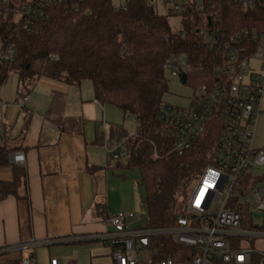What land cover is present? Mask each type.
<instances>
[{
  "label": "trees",
  "instance_id": "1",
  "mask_svg": "<svg viewBox=\"0 0 264 264\" xmlns=\"http://www.w3.org/2000/svg\"><path fill=\"white\" fill-rule=\"evenodd\" d=\"M24 1L19 0L21 5ZM221 6L229 31L252 28L264 16V3L243 7L223 0ZM19 11L12 0H0L1 50L14 46L11 61L0 57V87L13 72L17 75V98L25 97L31 88L28 81L36 74L32 63L39 59L45 60L41 73L48 77L70 85L90 80L96 101L116 106L136 121L133 134L111 124L108 136L122 140L125 149L124 164L116 161L115 167L139 172L145 225L174 224L184 213L191 186L212 162L218 128L216 121L210 120L189 149L181 155L175 152L174 130L159 119L168 88L163 63L169 56L184 55L187 68L178 78L193 91L205 80H213L208 65L212 52L199 44L194 27L201 19L196 14L186 15L185 36L180 37L169 24V16L144 0H129L124 9H116L113 0H67L43 7L41 16L32 13L26 24L16 16ZM12 149L0 145V165L8 162ZM24 178L23 168L13 166L12 180L0 181V200L15 194ZM153 242L162 244V252L176 251L169 236L156 237ZM19 260L6 264H19Z\"/></svg>",
  "mask_w": 264,
  "mask_h": 264
},
{
  "label": "built area",
  "instance_id": "2",
  "mask_svg": "<svg viewBox=\"0 0 264 264\" xmlns=\"http://www.w3.org/2000/svg\"><path fill=\"white\" fill-rule=\"evenodd\" d=\"M67 0H25L20 21L26 24L32 13ZM129 0H113L116 9H124ZM160 6L179 19L176 32L185 36L184 18L196 14L197 41L212 52L209 70L213 80H205L193 91L188 107L161 105L159 119L174 130L173 147L183 154L204 132L210 120L216 121L218 134L212 162L199 173L184 204V213L174 224L163 227L135 226L131 211H118L104 219L109 227L102 232L78 238L101 240L111 248L109 264H264V230L241 226L239 208L248 204L247 215L264 211V174H252L250 168H264V147L253 145L254 126L262 111L264 94V16L252 28L229 31L224 23L223 0H144ZM243 7L263 4L264 0H230ZM229 5V4H228ZM33 14V15H34ZM0 57L11 61L14 46L1 50ZM180 55L169 56L164 70L178 77L186 71ZM56 59V56L51 55ZM258 62V65H253ZM104 127V126H103ZM98 136L113 161L125 154L122 140L110 139L107 129ZM14 164L25 162L23 152L11 155ZM251 210V211H250ZM169 236L176 251L162 252L156 237ZM248 238H254V246ZM27 240L0 246V255L19 252L20 264H34L30 251L36 246L69 242ZM141 252H148L142 258ZM162 254L161 258H158ZM50 264H60L56 258Z\"/></svg>",
  "mask_w": 264,
  "mask_h": 264
},
{
  "label": "crops",
  "instance_id": "3",
  "mask_svg": "<svg viewBox=\"0 0 264 264\" xmlns=\"http://www.w3.org/2000/svg\"><path fill=\"white\" fill-rule=\"evenodd\" d=\"M15 76L0 87V145L13 148L8 162L0 165V181L12 180L13 166L19 165L11 161L15 152L25 156L19 165L25 178L15 194L0 200V246L74 238L50 244L63 246L46 251L48 264L56 258L51 254L55 250L67 264H81L77 249L70 245L96 241L78 238L109 229L104 222L107 216L137 207L135 182L126 169L109 163L98 139L101 126L109 125L104 118L111 108L96 101L92 86L70 85L41 71L32 77L26 96L17 98ZM36 247L30 250L34 264H38L37 251L45 252ZM19 255L4 253L0 264ZM90 255L89 251V264H95Z\"/></svg>",
  "mask_w": 264,
  "mask_h": 264
},
{
  "label": "rangeland",
  "instance_id": "4",
  "mask_svg": "<svg viewBox=\"0 0 264 264\" xmlns=\"http://www.w3.org/2000/svg\"><path fill=\"white\" fill-rule=\"evenodd\" d=\"M12 3L16 7L20 5L19 0H12ZM154 8L160 14H167L169 16L168 21L171 27L175 29L178 28L179 19L175 15L167 13V11L160 6H155ZM16 16L19 19L20 14L16 13ZM180 58L184 65L185 56L180 55ZM45 63H46L45 60H42V59L34 61L32 63V72L38 74L41 71L42 67L45 65ZM253 65L255 66L258 65V62H254ZM165 75H166V78L168 79V88H167V92L163 95L164 103L171 105V106L188 107L191 102V99L193 98V89L190 87V85L181 83L178 77L170 75L168 70H165ZM15 79H16L15 73L11 72L8 75L5 83L8 82V84H10V81L12 80L14 81ZM31 82H32V79L28 81L29 84ZM80 86H92V83L90 80L85 79L81 81ZM261 105H262V110L264 111V94L262 97ZM108 107L111 108V112L108 113L107 117L104 118V121L108 123L109 125L111 124L119 125L128 134H133L136 130V121L132 117L125 116L122 110L119 109L118 107L113 106V105H108ZM109 125L108 127H103L102 125L100 128V132H104V128L107 129V132H108ZM102 145H103L102 148L105 149L104 147L105 145L103 144V142H102ZM253 145L254 146L264 145V112H263V115L259 116V118L257 119L255 123L254 135H253ZM108 158H109V163L111 162L112 164L116 163V161H113L109 155H108ZM118 161H120L121 164H124L125 154L121 155ZM125 172H126V175H128L135 182V194H136L137 207L135 208L133 213L137 219H136V222L132 225V227L143 226L146 224V221H147V212H146L145 204L143 202L144 191H143L142 186L139 184V172L137 169H126ZM249 172L252 174H264V168L263 167L262 168H250ZM248 208H249V205L244 204V205H241L238 210L241 215V226L248 227L251 230H254V229L264 230V211L261 216L254 217L253 215L249 216L246 214ZM248 239L251 245L254 246V238H248ZM94 243L96 245H94V248H91L90 245H93ZM60 246H63V245L57 244V245H50V246H41L42 249L44 248L43 250H45V252L44 254L41 255L37 251L38 264H48V255L46 251L48 249L50 250H52L53 248L55 249L56 247L59 248ZM70 246H73L77 249L76 252L78 253L79 258L81 259V264H89V260H88L89 251L91 252L90 256H92L91 258H93V263L95 264H108L110 261L111 248L108 245L104 244V242L101 240H96L90 243H86V242L78 243V244H73ZM41 248L39 249L36 247L35 249L41 250ZM52 251H51V254L53 256L55 255L56 259H58L59 261H62L64 264L68 263V261L65 258L61 256H57L56 250L54 251V253ZM72 252L73 251H71V253ZM147 254L148 252H141L142 258H145Z\"/></svg>",
  "mask_w": 264,
  "mask_h": 264
},
{
  "label": "water",
  "instance_id": "5",
  "mask_svg": "<svg viewBox=\"0 0 264 264\" xmlns=\"http://www.w3.org/2000/svg\"><path fill=\"white\" fill-rule=\"evenodd\" d=\"M260 214L259 213H256L255 216H259Z\"/></svg>",
  "mask_w": 264,
  "mask_h": 264
}]
</instances>
